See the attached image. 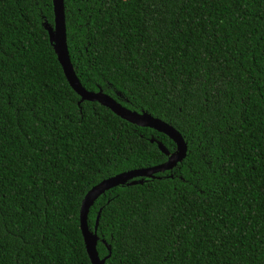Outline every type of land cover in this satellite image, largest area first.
<instances>
[{"label":"trees","instance_id":"trees-1","mask_svg":"<svg viewBox=\"0 0 264 264\" xmlns=\"http://www.w3.org/2000/svg\"><path fill=\"white\" fill-rule=\"evenodd\" d=\"M81 85L171 124L173 168L89 207L104 264H264V0H64ZM52 0H0V264H91L86 192L167 160L166 134L70 86ZM154 141H151V139Z\"/></svg>","mask_w":264,"mask_h":264},{"label":"water","instance_id":"water-1","mask_svg":"<svg viewBox=\"0 0 264 264\" xmlns=\"http://www.w3.org/2000/svg\"><path fill=\"white\" fill-rule=\"evenodd\" d=\"M54 25L51 26L47 22L43 26L48 31L49 40L53 46L54 52L61 65L62 71L69 82L70 86L80 95L81 100L97 101L101 105L109 108L116 115L122 119L136 124L138 126H146L155 129L158 132L166 134L175 143V150L170 152L160 141L157 142L159 149L167 155V160L161 164L131 169L117 173L113 176L105 178L92 186L84 195L79 212V225L84 240V245L91 264H104L106 258L110 256V246L108 245L109 253L100 257L96 249L98 240L97 225L98 218L95 220L94 229L91 231L87 224V214L89 207L93 204L95 199L104 193L106 190L124 184L141 183L142 179L136 180L137 177H152L155 173L173 168L186 155L187 143L179 131H177L171 124L161 120L157 117L151 116L147 112H137L123 106L111 95L99 90L97 92L86 90L77 78L73 65L71 63L66 38L65 12L64 0H52ZM151 141H154L152 138Z\"/></svg>","mask_w":264,"mask_h":264}]
</instances>
